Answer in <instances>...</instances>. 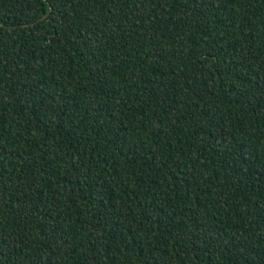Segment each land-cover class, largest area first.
<instances>
[{
  "label": "trees",
  "instance_id": "obj_1",
  "mask_svg": "<svg viewBox=\"0 0 264 264\" xmlns=\"http://www.w3.org/2000/svg\"><path fill=\"white\" fill-rule=\"evenodd\" d=\"M0 264H264V0H0Z\"/></svg>",
  "mask_w": 264,
  "mask_h": 264
}]
</instances>
